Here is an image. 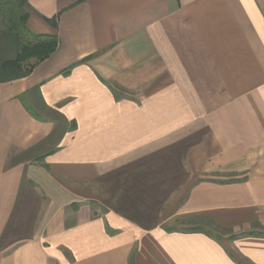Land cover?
I'll list each match as a JSON object with an SVG mask.
<instances>
[{"label": "crops", "instance_id": "crops-1", "mask_svg": "<svg viewBox=\"0 0 264 264\" xmlns=\"http://www.w3.org/2000/svg\"><path fill=\"white\" fill-rule=\"evenodd\" d=\"M28 4L59 45L0 83V264H264V0Z\"/></svg>", "mask_w": 264, "mask_h": 264}, {"label": "trees", "instance_id": "trees-1", "mask_svg": "<svg viewBox=\"0 0 264 264\" xmlns=\"http://www.w3.org/2000/svg\"><path fill=\"white\" fill-rule=\"evenodd\" d=\"M29 17L28 0H0V83L30 76L58 49L59 41L56 35H36L30 31ZM49 22L56 26V18ZM201 221L206 228H214L210 220ZM205 227L195 224L190 231H202L212 235L213 232H207ZM216 231L220 232L221 229L216 227ZM220 237L217 235L218 239Z\"/></svg>", "mask_w": 264, "mask_h": 264}, {"label": "rangeland", "instance_id": "rangeland-1", "mask_svg": "<svg viewBox=\"0 0 264 264\" xmlns=\"http://www.w3.org/2000/svg\"><path fill=\"white\" fill-rule=\"evenodd\" d=\"M195 225V224H197L198 226H199V223H196V222H190V221H187V222H185V226H188V225ZM207 229H209V230H211V231H213V233H215V234H217V235H221V236H225L226 235V232L225 231H222V232H218V231H216V230H214V229H212V227H207Z\"/></svg>", "mask_w": 264, "mask_h": 264}]
</instances>
